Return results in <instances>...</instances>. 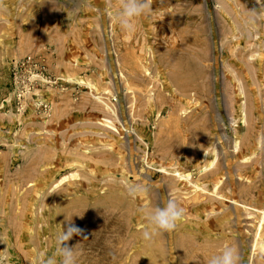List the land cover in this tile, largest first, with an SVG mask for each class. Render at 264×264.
I'll list each match as a JSON object with an SVG mask.
<instances>
[{
	"label": "rangeland",
	"instance_id": "374dc122",
	"mask_svg": "<svg viewBox=\"0 0 264 264\" xmlns=\"http://www.w3.org/2000/svg\"><path fill=\"white\" fill-rule=\"evenodd\" d=\"M149 2L129 39L120 0H0L2 264L69 222L77 264H264V0ZM170 198L182 221L144 241Z\"/></svg>",
	"mask_w": 264,
	"mask_h": 264
},
{
	"label": "clouds",
	"instance_id": "9594fccd",
	"mask_svg": "<svg viewBox=\"0 0 264 264\" xmlns=\"http://www.w3.org/2000/svg\"><path fill=\"white\" fill-rule=\"evenodd\" d=\"M257 2L259 3V0ZM150 7L149 0H120V6L112 17L113 22L118 25L126 38L130 39L137 32L139 18L145 16ZM250 12L251 15L244 21L245 28L249 30L253 29L264 17L261 11L259 13L255 10ZM125 188L127 194L133 198L147 191V187L141 184H127ZM144 215L147 223L142 231V239L151 242L156 236L175 231L185 215V209L176 200L170 198L163 203V206L145 211ZM82 234L83 230L70 222L66 227H61L56 237L55 253L46 260H42L41 264H77L81 253L74 250L73 246H69L67 242L74 236H82ZM57 257H59L58 260ZM239 260V254L234 247L224 246L218 254L208 259L207 264H239Z\"/></svg>",
	"mask_w": 264,
	"mask_h": 264
},
{
	"label": "bare ground",
	"instance_id": "6f19581e",
	"mask_svg": "<svg viewBox=\"0 0 264 264\" xmlns=\"http://www.w3.org/2000/svg\"><path fill=\"white\" fill-rule=\"evenodd\" d=\"M264 239V238H263Z\"/></svg>",
	"mask_w": 264,
	"mask_h": 264
}]
</instances>
